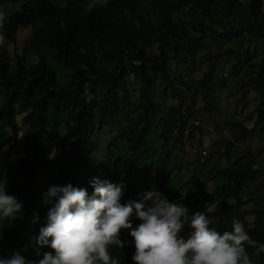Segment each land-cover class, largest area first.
Wrapping results in <instances>:
<instances>
[{
  "label": "trees",
  "instance_id": "obj_1",
  "mask_svg": "<svg viewBox=\"0 0 264 264\" xmlns=\"http://www.w3.org/2000/svg\"><path fill=\"white\" fill-rule=\"evenodd\" d=\"M64 1L65 5L61 6L52 0H0V149L6 144L9 146L0 153V180L7 183L10 194L23 202L20 217L0 221V256H9L13 251L24 256L21 245L24 234L34 243V257L24 256L26 259H39L44 252L53 251L36 243L48 209L42 202V193L50 185L68 183L91 192L89 181L93 177L123 183L122 203L138 199L140 190L149 189L162 190L160 193L170 202L182 197L185 201L177 202L187 206L190 213L203 211L207 204L219 202L217 211L208 212L218 231H230L232 220L239 219L253 240L264 243V198H243L247 185L263 172L251 168L245 172L234 169L248 154L218 171L212 178L217 182L214 192L198 199L193 196V190L205 187L208 181H198L192 186L183 184L178 176L184 164L178 157L171 156L177 146L183 147L182 133L174 139L168 136L172 133L170 129H164L159 136L154 132V146L145 140L153 133L151 115L156 111L151 90L157 84L174 82L168 65L169 53L173 51L170 43L186 54L184 60L191 63L192 70L208 63L201 80L185 85L189 92L193 87L200 89L205 112L211 113L214 108L212 91L218 85V64L222 60L234 61L239 70L254 65L252 52H256L257 47L251 51L250 46L264 41L261 0H249L250 16L236 11L239 0ZM18 3H21L19 11L3 22V14ZM146 5L148 10L141 13L139 7ZM156 9L161 11V16L155 15ZM225 19L240 25L244 32L219 34L214 26L221 25ZM145 23L150 28L143 31L139 24ZM23 31L29 33L19 49L18 38ZM206 37L220 40L215 55L211 50L199 55ZM233 42L238 44L237 49L228 47ZM9 44L15 46L13 52L8 49ZM153 45L158 47L157 56L148 53ZM37 56L39 61L33 63V57ZM53 65L69 71L67 82L59 83ZM129 74L142 83L138 89L139 99L132 105L128 104L131 98L126 81ZM253 82L261 97L257 109L261 124L264 122V60ZM85 89L94 97L92 103ZM166 92L164 88L161 94L165 96ZM113 103L126 111L135 107L139 114L135 119L127 117L126 127L118 128L114 140L121 139L122 146L108 141L100 150L98 134L115 123ZM21 115L24 129L16 121ZM57 116L64 118L60 126H55ZM174 117L181 118L183 132L187 119L178 113L173 114ZM59 127L64 131L59 132ZM234 127L241 128L238 123ZM252 134V130L244 129L240 139ZM21 141L23 147L19 146ZM234 146L235 143L228 145L223 155L228 157ZM20 152L22 157L11 163L12 157ZM52 153L53 158L50 157ZM98 153L103 157L99 159ZM210 161L205 160L202 166ZM189 166L191 164L185 165ZM40 171L47 172L48 182L37 187ZM167 177L174 180L170 185L166 184ZM185 190L189 196H181ZM250 202H254L255 207L244 210ZM34 213L39 217L35 224L32 223ZM249 215L254 216L252 222L246 219ZM132 222L134 226L139 223L136 219ZM187 229L189 227L185 226L180 233L184 238L189 235ZM120 238L127 243L123 249L111 246V253L118 257L120 264H134L132 237L122 230ZM246 250L251 256L253 249ZM251 259L254 264H264V253L251 256Z\"/></svg>",
  "mask_w": 264,
  "mask_h": 264
},
{
  "label": "clouds",
  "instance_id": "obj_2",
  "mask_svg": "<svg viewBox=\"0 0 264 264\" xmlns=\"http://www.w3.org/2000/svg\"><path fill=\"white\" fill-rule=\"evenodd\" d=\"M38 61L33 57V63ZM89 185L91 192L71 183L50 185L42 193L48 209L36 243L53 251L39 259L13 251L0 256V264H120L110 248H124L122 230L132 237L134 264H254L251 256L264 253V243L253 240L239 219L232 220L230 231H218L208 215L214 203L190 213L155 189L122 203L123 183L93 177ZM22 209L23 202L0 180V221L20 217ZM38 218L34 213L32 223ZM133 219L139 221L135 226ZM185 226L191 229L187 238L180 235Z\"/></svg>",
  "mask_w": 264,
  "mask_h": 264
},
{
  "label": "rangeland",
  "instance_id": "obj_3",
  "mask_svg": "<svg viewBox=\"0 0 264 264\" xmlns=\"http://www.w3.org/2000/svg\"><path fill=\"white\" fill-rule=\"evenodd\" d=\"M52 1L61 6L65 5L64 0ZM248 3L249 0H239L238 4L235 6L236 11L250 16ZM20 4L21 3L11 6L3 14L2 21H8L9 17L14 12L19 11ZM261 6L264 13V0H261ZM147 10V5L139 7V11L141 13L146 12ZM154 13L157 16H161V11L158 9H156ZM139 28L144 31L149 29L150 25H147V23L139 24ZM214 29L219 34L232 33L233 35H239L241 32H244L240 25L232 24L229 19L223 20V23L221 25L214 26ZM28 33V31H23L20 34L17 43V47L19 49H21L22 43L28 36ZM193 33L198 32L193 31ZM194 35L200 37V34ZM219 45L220 40L214 41L210 37H206L202 43L203 49H201L199 55L203 54L205 50H211L212 55H215L218 51ZM170 46L173 51L169 53L170 60L168 65L169 72L172 78H174V82L170 85L157 84L156 87L151 90L152 104L156 108V111L153 115H151V131H153V133L146 137V143L150 146H154L152 145L153 136L155 134L159 136L164 129H170L172 133L168 134V136H172L174 139L178 136L179 132L182 133L181 138L183 141V147L181 149L177 146V149L171 153V156L178 157L179 161L184 164V169L178 176V178L182 180L183 184H190L192 186L196 185V182L198 181H208L205 187L193 190V196L198 199L206 194L214 192L215 184L217 182L213 181L212 178H214L218 171L234 164L239 158L246 154H248V157L243 159L240 165L234 169L239 172H245L247 169L251 168L254 170H261V172L264 173V152L260 153V151L264 148V122L259 124L257 115V109L259 108L261 97L256 88V84L253 82L259 74L260 63L264 60V41L252 43L250 46L251 51L257 47V51L252 52L253 66L239 70L234 61L225 62L222 60L218 64V85L216 89L212 91L211 98L214 108L211 113L205 112L204 96L200 89L193 87V89L189 92L187 91L185 85L191 81L194 84L195 82L197 83L201 80L204 72L208 69V63L202 64L200 69L193 68L192 70L191 63L188 60H184L186 54L180 52L179 50L177 51L174 43L171 42ZM229 46L233 48L235 47L236 49L238 48V44H236V42L228 44V47ZM246 47H248V45ZM14 48L15 46L11 44L8 45V49L11 52L14 51ZM158 52L157 45H153L152 48L148 49V53L152 56H157ZM174 52L177 55L176 57H174ZM198 62L199 61L197 60V64ZM53 67L59 77V83L63 84L67 82L70 75L69 71L57 65H53ZM126 81L128 84V91L131 95L128 104L132 105L139 99L138 89L142 86V83L132 74H129ZM164 88L167 89L165 96L161 94V91ZM85 92L87 93L88 101L92 103L94 97L89 93L88 89H85ZM112 109V119L115 122L114 125L110 128H106V132L99 133L96 138L100 145V150L104 149V146L106 145L105 143L108 141H110V143H115L116 145H121V139L114 140V137L117 136L118 128L126 127L127 117L135 119L139 114L135 107H130L126 111L124 110L126 108L123 110L119 109L117 103L112 104ZM175 113H178V115L187 119V125L185 126L183 132L181 131L180 124L181 118H173V114ZM187 113H189V117L187 116ZM160 117H162V119ZM16 121L21 129L25 128L23 115L17 116ZM63 121L64 118L57 116V118H55V126H60ZM235 123H238L241 128L237 129L234 127ZM244 129L252 130L253 134L240 139L241 132ZM5 131L10 134L8 128H5ZM58 131L63 132L64 129L59 127ZM21 136L22 134L20 133L19 139ZM232 143H235V146L230 150V155L228 157L223 155L227 146ZM19 146L23 147L22 141ZM8 148L9 146L6 144L3 149H0V153L5 152ZM53 156L54 154L52 153L50 157L53 158ZM96 156L100 159L103 157V154L98 153ZM20 157H22L21 152L12 157L11 163H16ZM207 159H210L211 161L206 166H202ZM187 164H191V166L185 167ZM263 173L257 177L255 181L250 182L244 189V200L248 198H264ZM167 178L168 180L166 184L170 185L174 180L170 177ZM47 182V172L40 171L35 184H37V187H42ZM142 193L143 191L140 190L139 194ZM189 194L190 193L185 190L181 193V196H189ZM181 198L172 200V202H184L185 200L183 198V200H181ZM213 203L214 210L209 211H217L219 202ZM254 207V202H250L245 206L244 210H251ZM246 219L252 222L254 220V216L249 215ZM187 232L190 234L191 229H187ZM21 245L23 246L24 256L33 258L34 243L27 234L23 235Z\"/></svg>",
  "mask_w": 264,
  "mask_h": 264
}]
</instances>
